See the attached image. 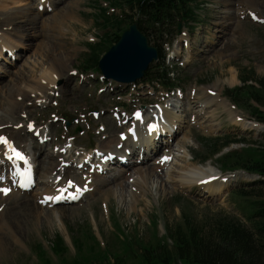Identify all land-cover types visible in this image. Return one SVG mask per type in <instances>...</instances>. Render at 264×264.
<instances>
[{"label":"rangeland","instance_id":"374dc122","mask_svg":"<svg viewBox=\"0 0 264 264\" xmlns=\"http://www.w3.org/2000/svg\"><path fill=\"white\" fill-rule=\"evenodd\" d=\"M119 1L53 0L55 9V5L51 8V4L48 1L44 3V0H0V22L3 19L7 22L8 17L23 15L28 20L29 10H37L41 14L36 25L27 24L23 19L20 23L18 20L19 24L16 21L9 26L15 30L30 29L34 36L22 38L12 30L2 35L1 39L10 42L5 40L3 47L6 49L2 55L7 58L0 56V101L5 100L3 103L6 104L4 107L0 103V118L6 119L11 127L26 126L27 131L35 128L46 132L40 138L44 143L39 145L36 140L26 143L30 155L39 145L37 162H41V158L56 147L66 146L69 151L64 152L60 160L70 156L69 160L74 162L67 163L66 168L70 172L77 171V176L86 179L94 175L95 168L97 171L99 168V175L106 179H111L124 168V174H127L119 181L121 183L105 186L112 189L108 199L98 200L105 193L96 191L87 200L74 204L42 203L40 182L38 186L34 181L30 187L21 188L24 195L14 200L10 197V203H15L16 207L5 212L11 218L12 226L7 234L2 235L7 254L0 257V264H89V261H99L98 264H140L132 255L139 251L136 239L142 243L139 245L146 248L153 247L160 240L172 247L173 237H188L194 226L198 228L195 233L217 236L219 222L224 219L239 220L252 228L251 223L246 222L257 193L264 201V190L249 185L256 183L259 177L242 169L223 172L222 163L219 164L218 160L226 153L236 152L244 159L251 156L256 160L260 152H264V124L252 118L250 107L238 108L225 97L227 89L242 85L240 72H253L258 78H264V0H197L195 19L180 22L181 30L173 43H158L161 55L166 56V65L173 72V81L165 87L142 84V81L132 85L118 84L103 79L99 72H87L82 68L91 53L102 57L114 46L113 36L128 29L129 21L125 19L127 10ZM231 2L234 5L231 11L235 10L238 16L220 19L219 11H228L224 6H231ZM220 26L224 30L219 36L215 30ZM167 40L168 37H165V41L169 42ZM9 46H14V50H9ZM158 64L155 62L153 67ZM37 84H43L45 88L40 91ZM207 90L218 95L215 103L203 109ZM39 93H43L42 102L34 101L23 114L24 108L18 107L17 118L13 120L9 117L6 108L17 104L15 99L27 105ZM185 99L189 103L185 109L168 105ZM221 99L230 106H218L217 101L222 103ZM162 107L183 125L176 133L173 130L172 141L163 138L166 133L162 128L156 131L162 145L169 141L171 145L165 150L163 147L147 163L141 161L148 152H142L141 156H134L138 166L128 162L121 168L116 163L111 167L106 165L101 171L99 159L95 156L100 146L128 132L133 125L131 119L138 110H142V114L163 112ZM260 110L264 112V107ZM68 121L73 122L67 129ZM31 130L28 133H33ZM27 134L24 133V136ZM222 136H228L232 142L230 147L205 164L193 158V155L201 154L198 152V138ZM121 150L120 157L130 154L126 145ZM169 151L170 160L163 162L164 172L170 171L169 179L160 170L157 173L160 177H151L146 187H132V176L136 178L146 170L148 172L157 159ZM184 151H187L186 155ZM102 152L107 154L106 150ZM84 155L90 156L93 162L87 163V169L82 164H76ZM235 158L236 154H233L230 159ZM188 160L191 161L189 165L195 167L211 164L209 185L199 183L204 180H194L190 188L184 184L183 178L172 176V171L186 174ZM53 162L57 159L49 160V163ZM153 171L155 174L156 170ZM43 172H38L37 176L34 173V179L38 180ZM89 182L84 188L86 194ZM0 183V188L6 184L1 180ZM59 183H62L60 178L57 179ZM128 183L131 188L123 189ZM220 184L225 185L222 192L214 195L212 192L211 195L208 188ZM243 190L252 197H240L238 194H242ZM1 193L0 204H4L6 198L1 199ZM2 207L0 205V210ZM174 230L176 233L173 234ZM80 257L86 258V261L83 262Z\"/></svg>","mask_w":264,"mask_h":264},{"label":"trees","instance_id":"16d2710c","mask_svg":"<svg viewBox=\"0 0 264 264\" xmlns=\"http://www.w3.org/2000/svg\"><path fill=\"white\" fill-rule=\"evenodd\" d=\"M118 3L127 10L125 19L129 21V27L136 22L141 32L147 36L159 53V64L146 73L143 83L169 86L173 81L170 76L171 70L165 63V57L161 55V47L158 43L164 42L165 37L168 39L170 36L174 37L180 22H190L195 19L194 7L198 3L197 0H121ZM123 33L124 31L121 34H115L112 43L116 44ZM97 54L91 53L85 60L82 68L87 69V72L92 70L99 72L101 55L97 56ZM239 78L242 85L227 89L225 96L238 108L250 107L252 118L264 124V112L260 110V107H264V78H258L253 72L246 74L240 72ZM198 144V152L201 154L193 156L199 163L204 164L229 147L232 142L228 136H222L198 138ZM233 154H236V158L231 160ZM218 163H222L223 172L242 169L249 174L257 175L260 180L249 186L264 190V152H260L256 160H253L251 156L244 159L237 152L226 153L219 158ZM238 195L252 197L250 194H245V191ZM257 196L246 222L251 223L252 228L239 220L224 219L219 222L220 229L217 236H213V233L212 235L204 234V236L201 233H195L198 228L194 226V230L188 233V237L180 235L173 237L172 247L160 240L153 247L146 248L139 245L142 243L136 239L139 251L132 255L140 261V264H263L264 201L261 200L259 193ZM174 233H176L175 230ZM80 259L83 262L86 261L84 257ZM98 263L89 261V264ZM73 264L76 263L73 262Z\"/></svg>","mask_w":264,"mask_h":264},{"label":"bare ground","instance_id":"6f19581e","mask_svg":"<svg viewBox=\"0 0 264 264\" xmlns=\"http://www.w3.org/2000/svg\"><path fill=\"white\" fill-rule=\"evenodd\" d=\"M46 1H48V3L51 4V5H49V7H51V8L54 7L55 3L53 2V0H44V3ZM218 2L222 5L221 1H218ZM224 2H227V0L224 1ZM231 4H232V2H231ZM224 7H227L228 11H222V10L219 11L218 17L220 19L221 18L222 19L235 18V17L238 16V14L236 13L235 10L231 11V9H234V5L233 4L231 6H224ZM55 9H56V5H55ZM45 10H47V9H45ZM29 11H30V13L28 15V18H29L28 20L26 19L27 17L25 15H23L21 17H14V18L13 17L12 18L8 17V18H6V21L8 20L7 22H3L4 19L0 22V48H1L0 56L4 53V50L6 49V48H3L6 45L5 40L10 42L8 39H1L3 34L7 35L8 32H10V30H12V32H14L16 35H21L22 38L26 37V35H27V37L34 36V32H32V30H30V29L29 30H26V29H24V30L16 29L15 30L12 27H9L13 22L17 21V23H18V20H19V23H20V22H22L23 19H25L27 21V24L34 25V23H35V25H36V23H37L36 21H38V19H39L41 14L39 12H37V10L35 12L33 10H29ZM24 13H26V12H22V14H24ZM221 13H225V14L222 15ZM7 16H9V15H6L5 17H7ZM26 21H23V22L25 23ZM227 23H228V21H227ZM1 29H2V31H1ZM223 30H224V27L220 26V28L216 29L215 31L219 32V36H220V34L222 33ZM3 38H4V36H3ZM14 48H15L14 46H12V47L9 46V50H11V49L14 50ZM1 58H3V59L5 58L6 59L7 57H4V55H2ZM41 85L42 86L37 84V87H38L37 89L38 90L45 88L43 86V84H41ZM208 90L206 91L207 100L205 102H202V103L205 104V106L203 105V109L204 108L206 109L212 103H215L216 96L218 95V94H216L215 91H213L212 93H210V92L208 93ZM45 92H46V90H45ZM10 94H12V93H10ZM42 94L39 93L37 98L35 100L30 101L29 103H27V105H26L25 102L18 101V99H15V101L17 100L16 101L17 104L16 103L12 104V106L10 104H8L10 106H8L6 108L7 109V113L10 115L9 117L11 119H13V120L15 118H17L16 114H17V110L19 109L18 107H23L24 108L22 110V113H21V114H23L27 110V108H28L27 106L32 105L34 103V101H41L42 102V100H43L42 99ZM209 94L211 96H209ZM19 95L22 96L23 94H19ZM221 100H222V103L217 101L218 106H221V104L225 108H228V106H230V104H228V102L226 100H224V99H221ZM2 101H3V98H2ZM183 101H185V103ZM183 101L182 100L181 101L177 100L174 103L172 101L168 105H173L175 108L178 107L179 109H181V108L185 109L186 105H188L189 103L187 102L186 99L183 100ZM3 102L0 101L1 105H3L5 107L6 104L3 103ZM20 105H22V106H20ZM162 108H163V112L160 110L159 112L152 111V112H148L147 114L143 113L142 114V120L133 118L132 124L136 125V130H134L136 135H134V136L138 138L137 141L136 140L134 141L132 139V137H129L131 135L128 136V139L125 142L121 141L120 138L115 136L116 139H112L108 143L102 144L100 146V149H99V152H98V154H100L101 160L103 159L104 156H108V154H114V155L120 157L118 155V153L120 154V151H121L122 147H124L125 145L126 146L129 145V147H131V148L132 147H136V146L140 147L141 151L138 153L139 155H141L142 152L143 153L144 152H148L146 155H143V159L141 161L143 163H147L148 161H152V159L156 157L157 153L163 147H164L163 149L165 150L167 148V146L171 145V143H169L170 141L167 142L165 145H162L160 140L155 141L158 132H156L155 135H153L152 137L151 136L150 137L147 136L145 133L137 132V131H140L142 128H145V126H147V127H152L154 125L159 126V127L161 126V128L166 133L165 135H163L164 136L163 138H166V140H167V138L169 140H171L170 136L172 134L176 133V131L178 129H180L181 127H183V125H180V123H182L181 121L175 120L172 117V115H170V112H169L168 109H165L164 107H162ZM189 109H190V106H189ZM140 112H142V110H138V113H140ZM175 116H176V114H175ZM179 116H177V117H179ZM21 117H22V115H21ZM178 121H179V123H176ZM27 130H28V127H26V126L25 127L22 126L20 128L19 127H16V128L15 127H11L9 122L6 119L0 118V137H6L11 142L12 146L16 150L24 151L26 153V155H27V160H28V163H19L18 162V158L13 155L14 154L13 151H11L7 145H5L3 143H0V178H2L1 180H5V182H6L4 187L0 188V189H2L0 191L2 192L1 193L2 194V198L1 199L6 198V202H7V203L5 202L4 204L2 203L3 207H2V204H0L1 207H2V210H0V257L5 256L7 254V251L5 249V245H4V242H3L2 235H3V233L7 234L8 229H10L9 227L12 226V225H10L11 218L9 219L5 212L16 207L15 203H10V202L12 201V199L14 200V198L18 197L19 195H24V192H23V190H21V187L28 188L30 186V182L34 181V175H33L34 173H35V176H37L38 172H40L42 170L45 171V173L43 172L42 176L38 180H36V178H35V181L37 182V186H38L39 182H40V185H41V189L40 190H42V192L39 194L41 200H44L45 196L55 197L57 195L64 194L67 197H74L77 201L79 199L80 202H82L84 199H86L90 195L93 196L96 193V191L99 194L100 193H102V194L105 193L104 195H101L98 200H102L104 198L108 199L107 196H109L111 194L112 189L111 190L110 189H106L105 186L110 184V183L116 184L121 179H123L124 177L127 176V174H124V170H126L124 168L125 166H122L121 168H124V169L118 170L117 171V175L113 176L111 179H106L104 176L99 175V171H97L96 168H95V171H94V175H89V176L86 177V179H84L81 176H77V174H78L77 171H71L72 172L71 173L67 169L68 167L66 168V164L67 163H73L74 162L73 160H71V161L69 160L70 156L68 157V159L60 160L62 158L64 152H68L69 151V149L66 146H64V147H62V146L56 147L54 150L50 151L46 155V157L41 158V160H40L41 162H37L38 161V158H36L37 149L39 148V145L41 144V140L38 137H36L35 134L28 133L29 131H27ZM173 130L175 131L174 133H173ZM35 132H38V130H36ZM39 132H43L41 138L44 137L45 134H46L45 131H40L39 130ZM24 133L25 134L28 133L27 136H24ZM112 137H114V136H112ZM35 140H36L37 143H39V145H37V149L33 150L32 154L30 155L27 152L26 143L29 142V141L34 142ZM183 145H184V143H183ZM103 150L107 151V154H104V156H102V153H101ZM184 153H185L184 155H186L187 151H184ZM188 155H190V154L188 153ZM170 156H171L170 151L168 153L164 152V154H162L160 159L159 160L157 159V161L154 163V166H152V167H150L148 169V172L146 170L145 173L139 175L136 178H135V176H132L133 179H134V181H133L134 184L132 185V187H138V188L139 187H146L147 182H148L147 180H149L151 177L152 178L153 177L154 178L155 177H157V178L160 177L157 174L160 170L162 171L163 175L165 177L168 176V179H169L170 176H169L168 173L170 171L169 170H165V172H164L165 164H163L162 159L163 158H167L166 160L169 161L170 160ZM191 156L192 155H190V157ZM92 157H94V156L92 155ZM58 158H59V161H58ZM56 159H57V162L49 163V160H56ZM46 160H48V162ZM101 160L98 161L99 164H100ZM88 162L93 163L91 161V159H90V156L86 155V157H85V155H84V156H82L79 159V161L76 162V164H82L83 168L87 169L86 165H87ZM190 162L191 161L188 160L187 165L185 167L186 168V170H185L186 174H183V173H180V172L176 173V171H172L173 174H174L172 176L173 177H178V178H183L185 180L184 184L187 187H190V188L193 187L192 183L194 182V180H204V181H201L199 183L209 185L211 180H208V178L212 177V175H210V172L212 171L211 164L208 163L204 167L196 165L197 167H200V168L197 169V167L189 165ZM129 164H131L133 166H138L139 165L136 162H134V157L129 160ZM41 166H42V168H40ZM100 166H101V168L105 169L106 162H103V164H101ZM90 168H92V167L90 166ZM153 170H156L155 174H153L154 173ZM136 173H139V172H136ZM59 178H60V182H62V183L61 184L59 183V185H58L57 184V179H59ZM247 178H249V177H247ZM165 180H166V178H165ZM88 181H90L89 182V184H90L89 185V192H88V194H85V197L83 198V192L85 191L84 188L88 185L87 184ZM119 183H121V182H119ZM0 186H1V183H0ZM77 187L81 188V190L80 189L77 190ZM6 188L9 190L7 193H5L3 191V189H6ZM128 188H131L129 183L123 186V189L128 190ZM223 188H225V185L220 184L219 186H210L208 188V190H211V195H212V192H213V195H214V194H218V193L222 192ZM56 191H58V192H56ZM49 195H51V196H49ZM10 197H13V198L11 199ZM135 198H137V195H135ZM51 200L53 201V199H51ZM42 203H44V202L42 201ZM6 206H8V208ZM12 220H14V219L12 218ZM15 241L19 242V240H15Z\"/></svg>","mask_w":264,"mask_h":264},{"label":"water","instance_id":"95a60500","mask_svg":"<svg viewBox=\"0 0 264 264\" xmlns=\"http://www.w3.org/2000/svg\"><path fill=\"white\" fill-rule=\"evenodd\" d=\"M158 60V51L134 23L99 62L106 79L119 83H134L144 77L150 65ZM71 122H68L69 127Z\"/></svg>","mask_w":264,"mask_h":264},{"label":"snow or ice","instance_id":"6c2138e0","mask_svg":"<svg viewBox=\"0 0 264 264\" xmlns=\"http://www.w3.org/2000/svg\"><path fill=\"white\" fill-rule=\"evenodd\" d=\"M137 116H139V113H137ZM0 143H3L9 147V149L13 152L16 153L17 157L20 159H24L23 155L20 152H17L16 149L12 146L11 142L6 138V137H0ZM167 159V158H165ZM5 193H7L9 190L8 189H3ZM61 197H55V199H59ZM48 199H54V197H49Z\"/></svg>","mask_w":264,"mask_h":264}]
</instances>
